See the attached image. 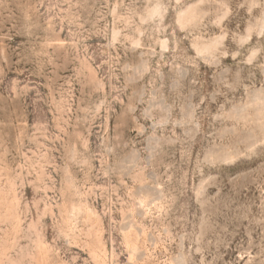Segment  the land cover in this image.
<instances>
[{
  "label": "rangeland",
  "instance_id": "374dc122",
  "mask_svg": "<svg viewBox=\"0 0 264 264\" xmlns=\"http://www.w3.org/2000/svg\"><path fill=\"white\" fill-rule=\"evenodd\" d=\"M0 264H264V0H0Z\"/></svg>",
  "mask_w": 264,
  "mask_h": 264
}]
</instances>
